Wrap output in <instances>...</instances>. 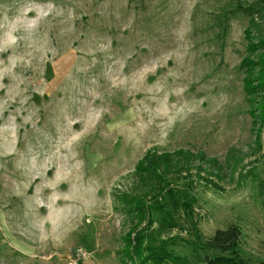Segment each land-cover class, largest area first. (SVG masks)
<instances>
[{"label":"rangeland","instance_id":"rangeland-1","mask_svg":"<svg viewBox=\"0 0 264 264\" xmlns=\"http://www.w3.org/2000/svg\"><path fill=\"white\" fill-rule=\"evenodd\" d=\"M242 8L264 0H0V264H138L139 236L193 264L229 225L264 264ZM179 151L144 197L138 161Z\"/></svg>","mask_w":264,"mask_h":264},{"label":"trees","instance_id":"trees-1","mask_svg":"<svg viewBox=\"0 0 264 264\" xmlns=\"http://www.w3.org/2000/svg\"><path fill=\"white\" fill-rule=\"evenodd\" d=\"M242 10L245 16L249 18L248 27L245 31L248 56L243 59L241 64V68L244 69L245 73L244 86L249 99H252L253 102L259 99L257 114H254L253 118L255 120L258 119L259 121L255 123H258L262 127L264 126V103H262V101L264 102V26H261L257 20L258 18H264V12L261 8H242ZM181 154L183 152L180 151L161 155L151 152L144 154L143 158L138 161L134 168L135 178L139 179L140 184L146 190L142 192L144 197L148 194H152L154 196L153 198L157 195L160 197L166 195V187L169 181H167L165 174L168 171H161V166L166 170L170 169L172 158ZM126 195L123 194L120 198H117L118 202L123 206L121 210L125 215L127 217L130 214L133 215V209L140 214H145L144 204L137 197H127ZM144 197L142 196L141 199L143 200ZM154 202L157 203L156 201ZM239 239L240 231L235 225H229L224 230H216L209 239L201 244L205 252L195 253L193 264H242V262L235 258V253L239 247ZM142 241V236L137 237L136 240L133 238L132 242L134 245L130 247L131 249L137 250L135 253L137 259H135L138 264L188 263L186 258H179V256L164 248V246H159L160 244L158 245L159 247L149 244L146 248L142 249ZM128 244L130 245L131 241ZM142 252L146 254L142 256ZM234 254L235 257H233ZM121 260L122 264H126L123 259Z\"/></svg>","mask_w":264,"mask_h":264},{"label":"built area","instance_id":"built-area-1","mask_svg":"<svg viewBox=\"0 0 264 264\" xmlns=\"http://www.w3.org/2000/svg\"><path fill=\"white\" fill-rule=\"evenodd\" d=\"M76 254H79V252L77 251V253ZM70 264H72V263H70Z\"/></svg>","mask_w":264,"mask_h":264}]
</instances>
